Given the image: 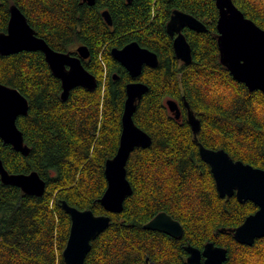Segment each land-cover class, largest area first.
<instances>
[{"label": "trees", "instance_id": "trees-1", "mask_svg": "<svg viewBox=\"0 0 264 264\" xmlns=\"http://www.w3.org/2000/svg\"><path fill=\"white\" fill-rule=\"evenodd\" d=\"M0 1V30L9 7L17 6L54 50L70 54L86 46L91 58L84 65L98 82L95 90L77 87L63 100L62 83L41 52L0 56V82L19 90L30 104L29 113L17 120L29 155L0 139V159L10 174L37 172L47 185L37 197L0 180V264H65L71 218L63 201L111 217L85 264H188L185 247L202 250L208 242L228 250L225 264H264V237L247 246L220 232L239 227L258 207L236 196L220 197L184 105L186 99L201 122L200 143L264 169V93L250 91L221 63L214 0ZM233 2L264 29V0ZM175 10L207 27L201 33L184 31L192 47L188 65L176 58L167 32ZM132 41L159 59L156 68L145 67L136 79L111 55L112 48ZM132 81L148 86L134 121L152 137V145L131 154L127 178L133 194L121 213L111 214L99 200L107 189L106 161L119 147L126 86ZM168 100L180 106L179 119L169 112ZM162 212L181 223L182 237L144 228Z\"/></svg>", "mask_w": 264, "mask_h": 264}, {"label": "water", "instance_id": "water-1", "mask_svg": "<svg viewBox=\"0 0 264 264\" xmlns=\"http://www.w3.org/2000/svg\"><path fill=\"white\" fill-rule=\"evenodd\" d=\"M219 10L218 46L221 63L230 71L233 78L246 85L250 91L264 93V29L253 20L247 18L235 5L233 0H214ZM90 5L95 0H83ZM11 18L8 34L0 35V52L12 55L23 51H41L53 75L62 83V99L66 100L70 92L83 87L93 91L98 87L97 79L89 73L81 58L90 56L86 46H80L77 52L80 57L61 53L52 49L48 43L35 35L26 16L15 5L11 7ZM108 25H112V17L108 11L102 13ZM188 28L196 32H206L207 27L200 20L175 10L167 25V31L174 39L176 57L190 64L192 48L182 30ZM112 56L120 62L132 78L142 74L144 66L156 68L159 59L156 53L142 48L132 42L124 48H113ZM148 92V86L141 82L129 83L126 86L127 99L122 116V132L116 155L105 164L107 189L99 203L111 214H119L124 209L133 188L127 178V164L131 154L139 148L152 145V137L138 127L134 121L138 103ZM170 110L179 119L181 112L177 102L168 100ZM187 118L194 139L198 142L202 160L211 168L216 188L221 198L236 196L239 202H253L258 210L248 216L237 228L221 229V233L230 232L235 240L243 245L253 246L256 240L264 237V169L256 168L243 161H235L224 149L213 150L205 147L198 140L201 122L190 105L184 99ZM29 100L17 89L0 83V138L14 150L28 156L30 149L25 145L23 133L17 125L21 116L29 113ZM0 180L3 184L20 188L25 194L41 197L46 191V181L37 172L30 174H10L0 159ZM62 208L71 218V228L66 248L63 252L65 264H85L92 249V243L108 229L111 217L96 215L92 210H79L62 202ZM144 228L159 231L173 238L183 236L181 223L165 212L159 213ZM188 264H225L228 250L208 242L203 250L187 245ZM204 259V261H203Z\"/></svg>", "mask_w": 264, "mask_h": 264}, {"label": "flooded vegetation", "instance_id": "flooded-vegetation-1", "mask_svg": "<svg viewBox=\"0 0 264 264\" xmlns=\"http://www.w3.org/2000/svg\"><path fill=\"white\" fill-rule=\"evenodd\" d=\"M87 3V2H86ZM0 4H2V2L0 1ZM13 5H11L10 7H9V18L7 19V23H6V27H5V29L4 30H0V35L1 34H8V27H9V22H10V18H11V12H10V10H11V7H12ZM171 19V18H170ZM105 20V19H104ZM28 21V20H27ZM170 21V20H169ZM29 23V22H28ZM168 25V24H167ZM31 26V25H30ZM110 26V25H109ZM188 28H184L183 30H182V32H183V34H184V31L185 30H187ZM34 30V29H33ZM188 30H190V29H188ZM192 31V30H191ZM35 32V31H34ZM168 32V31H167ZM196 32V31H195ZM35 35L37 36V37H39L37 34H36V32H35ZM168 35H169V33H168ZM185 35V34H184ZM170 36V35H169ZM176 36H177V34L174 36V37H171L170 36V38H171V40H172V44L174 43V39L176 38ZM186 37V36H185ZM39 38H41V37H39ZM43 39V38H42ZM187 39V38H186ZM46 41V40H45ZM188 41V40H187ZM132 42H136V41H132ZM131 42V43H132ZM137 43V42H136ZM130 44V43H129ZM49 45V44H48ZM126 45H128V44H126ZM125 45V46H126ZM50 46V45H49ZM125 46H123V47H121V48H119V49H122V48H124ZM141 46V45H140ZM51 47V46H50ZM80 47V46H79ZM142 47V46H141ZM52 48V47H51ZM142 48H144V47H142ZM192 48V47H191ZM53 49V48H52ZM76 50L74 51V53L73 52H71L70 53V55H72V56H76V57H80L79 56V54H78V52H77V49H78V47H76L75 48ZM113 49V48H112ZM112 49H111V51H112ZM89 50V49H88ZM173 50H174V46H173ZM56 51V50H55ZM23 52H41V51H23ZM89 53H90V56L88 57V58H86V59H83V58H81V60H82V63H83V65H84V63H86L87 61H90V58H91V52L90 51H88ZM20 53H22V52H20ZM42 54H43V56H44V59H45V62L47 63V61H46V57H45V54L43 53V52H41ZM174 53H175V50H174ZM17 54H19V53H17ZM12 55H16V54H12ZM111 55H112V53H111ZM0 56H11V55H2L1 54V52H0ZM175 56H176V54H175ZM113 57V56H112ZM177 58V57H176ZM178 59V58H177ZM179 60V59H178ZM117 61V60H116ZM179 61H181V60H179ZM118 62V61H117ZM182 62V61H181ZM120 63V62H119ZM182 63H184V62H182ZM121 64V63H120ZM185 64V63H184ZM47 65H48V67H49V64L47 63ZM104 65V67H106V65L105 64H103ZM122 65V64H121ZM84 67H85V65H84ZM122 67L124 68V66L122 65ZM145 67H149V66H144V68ZM143 68V69H144ZM151 68V67H150ZM49 69H50V67H49ZM85 69H86V67H85ZM125 69V68H124ZM87 70V69H86ZM126 70V69H125ZM50 71H51V69H50ZM88 71V70H87ZM127 71V70H126ZM52 72V71H51ZM89 72V71H88ZM128 72V71H127ZM143 72V71H142ZM90 73V72H89ZM129 73V72H128ZM53 74V73H52ZM94 76V75H93ZM95 77V76H94ZM96 78V77H95ZM120 78V76L116 73V74H114V76H113V79L114 80H118ZM138 78V77H137ZM133 79H136V78H133ZM133 82H136V81H132L131 83H133ZM1 83V82H0ZM98 83V82H97ZM1 84H3V83H1ZM3 85H5V84H3ZM128 85V84H127ZM5 86H8V85H5ZM8 87H10V86H8ZM12 88V87H11ZM168 102V101H167ZM167 102H166V105H167ZM178 104V103H177ZM179 106V105H178ZM167 107H168V110H169V112L171 113V114H174L175 115V117H176V113H174V112H172L171 110H170V108H169V106L167 105ZM186 108V107H185ZM179 109H180V112H181V108H180V106H179ZM186 111H187V109H186ZM181 114H182V112H181ZM180 117H181V115H180ZM1 139V138H0ZM2 140V139H1ZM3 141V140H2ZM151 221V220H150ZM206 245V244H205ZM204 245V246H205ZM199 249V248H198ZM203 249H204V247H203ZM202 249V250H203ZM201 250V249H200ZM187 259H188V256H187ZM203 261H204V259H203ZM147 263H149V259H147ZM151 264H154V263H151Z\"/></svg>", "mask_w": 264, "mask_h": 264}, {"label": "bare ground", "instance_id": "bare-ground-1", "mask_svg": "<svg viewBox=\"0 0 264 264\" xmlns=\"http://www.w3.org/2000/svg\"><path fill=\"white\" fill-rule=\"evenodd\" d=\"M69 239V238H68ZM64 258V257H63ZM65 262V261H64Z\"/></svg>", "mask_w": 264, "mask_h": 264}]
</instances>
